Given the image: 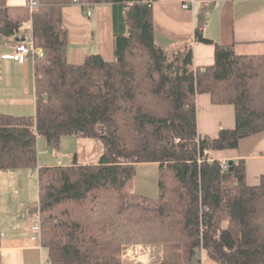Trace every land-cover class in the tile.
<instances>
[{"label":"trees","instance_id":"obj_1","mask_svg":"<svg viewBox=\"0 0 264 264\" xmlns=\"http://www.w3.org/2000/svg\"><path fill=\"white\" fill-rule=\"evenodd\" d=\"M0 0V36L24 39L29 26L43 57L34 60L35 112L0 113V169L37 167L36 138L60 149L63 136L98 138L96 162L37 167L41 243L50 264H124L130 244L157 248L158 264H264V173L246 182L241 159L222 166L212 150L236 148L264 130V53L214 45L194 67L190 42L154 38L155 0H86L113 5V57L66 55L62 7L73 0ZM79 1V0H78ZM197 93L234 108V125L215 136L196 128ZM157 164V194L124 190L136 164ZM151 251V250H150Z\"/></svg>","mask_w":264,"mask_h":264},{"label":"crops","instance_id":"obj_2","mask_svg":"<svg viewBox=\"0 0 264 264\" xmlns=\"http://www.w3.org/2000/svg\"><path fill=\"white\" fill-rule=\"evenodd\" d=\"M27 1L6 0V4L25 5ZM87 8L80 3L62 7V21L68 35L67 58L79 63L86 55L98 53L105 59H112L113 5L110 2L93 3L90 14H87ZM152 9L155 41L171 48L190 42L194 67L210 64L214 57L213 43L193 39L198 26L213 42L232 44L237 54L264 53V0H194L187 10L180 6L179 0H155ZM23 32L24 38L30 37L29 26ZM15 42L13 36L0 39V113L33 115L35 58L27 56L23 61H16L2 57L13 52ZM195 103L196 128L200 135L215 136L220 128L233 127V105L214 104L206 93H197ZM64 137L78 138L63 136L60 147ZM79 140L82 141H75L79 145L78 151H73L77 161L96 162L99 155L92 160L78 158L86 147H89L90 155H95V143L91 139ZM44 144V139L36 138L37 167L70 161L56 159L53 162L54 155L40 152ZM237 145L236 148L212 150L211 156L227 162L241 159L247 184H257L264 173V130L241 138ZM37 167L5 169L8 173L4 186L0 184V264H50L46 248L29 228L30 216L38 208ZM156 253L155 250L145 252L137 261L124 259V264H158ZM199 257L200 264H216L201 251Z\"/></svg>","mask_w":264,"mask_h":264},{"label":"rangeland","instance_id":"obj_3","mask_svg":"<svg viewBox=\"0 0 264 264\" xmlns=\"http://www.w3.org/2000/svg\"><path fill=\"white\" fill-rule=\"evenodd\" d=\"M0 39H6L4 36H0ZM29 39V38H27ZM70 137V136H66ZM79 139H83V141H88V139H91L95 143V155H90L89 153V147H86L82 153L78 154V158H86V160H92L91 158H94V156L100 155L102 151V144L98 140V138H91V137H86V138H76V140H71L67 138H63L62 141V146L60 147L59 150L55 151L51 148H47L46 145L44 144V149H40V152H49L50 154L54 155L53 162H56V159H61L63 162L65 160H71L73 158V151H78L76 147H79V145L75 141H82ZM93 145V144H92ZM92 150V149H91ZM39 152V151H38ZM69 162V161H68ZM28 171L30 169H27ZM157 164L154 162H140L136 165L135 168V174L126 181L124 185V190L130 191V192H136L141 195L153 197L156 196L157 194ZM8 170L5 169H0V184L4 186L5 183V175ZM1 186V185H0ZM139 244V243H137ZM157 251V248L154 249ZM145 253V252H144ZM149 253V251H148ZM157 254V253H156ZM160 254H157L156 256L158 259L160 258ZM124 259H130L128 257H125ZM136 258L130 259L132 261H137L135 260ZM139 260V259H138Z\"/></svg>","mask_w":264,"mask_h":264},{"label":"built area","instance_id":"obj_4","mask_svg":"<svg viewBox=\"0 0 264 264\" xmlns=\"http://www.w3.org/2000/svg\"><path fill=\"white\" fill-rule=\"evenodd\" d=\"M180 6L182 8H188L192 7V4L194 0H179ZM73 3H80L85 4L88 6L87 8V14H90L91 12V3H88L86 0H73ZM30 9H32L34 6L37 5L36 0H28L27 4ZM44 52L41 47L35 46L31 40V37L29 39L24 38L23 40L17 39L14 45L13 52L7 55H2L3 58H10L14 59L16 61H23L24 58L27 56H32L33 58L36 57H43ZM222 166L227 165V161H221ZM29 228L35 232V234L38 235V237L41 240V219H40V213L39 208H37L34 212H32L30 216V223ZM152 246L150 245H144V244H130L126 246L122 251V257H128L130 259L136 258L137 260L141 254L144 252H148L152 250ZM188 264H200L199 262L192 260Z\"/></svg>","mask_w":264,"mask_h":264},{"label":"water","instance_id":"obj_5","mask_svg":"<svg viewBox=\"0 0 264 264\" xmlns=\"http://www.w3.org/2000/svg\"><path fill=\"white\" fill-rule=\"evenodd\" d=\"M21 40H23V38H21ZM231 163H232V160H229V161H228V164H231Z\"/></svg>","mask_w":264,"mask_h":264}]
</instances>
